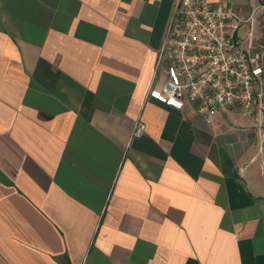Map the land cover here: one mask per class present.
<instances>
[{
  "label": "crops",
  "instance_id": "crops-1",
  "mask_svg": "<svg viewBox=\"0 0 264 264\" xmlns=\"http://www.w3.org/2000/svg\"><path fill=\"white\" fill-rule=\"evenodd\" d=\"M176 2L0 0V264H264V112L147 98Z\"/></svg>",
  "mask_w": 264,
  "mask_h": 264
},
{
  "label": "built area",
  "instance_id": "built-area-1",
  "mask_svg": "<svg viewBox=\"0 0 264 264\" xmlns=\"http://www.w3.org/2000/svg\"><path fill=\"white\" fill-rule=\"evenodd\" d=\"M254 9L211 0H177L147 98L208 117L237 108L264 112V45L247 48L239 32ZM139 120L133 131L141 134Z\"/></svg>",
  "mask_w": 264,
  "mask_h": 264
},
{
  "label": "rangeland",
  "instance_id": "rangeland-1",
  "mask_svg": "<svg viewBox=\"0 0 264 264\" xmlns=\"http://www.w3.org/2000/svg\"><path fill=\"white\" fill-rule=\"evenodd\" d=\"M248 30H249V26L242 25V27L240 29V35L245 37L247 32H248ZM254 37H255V39H257V37H258V26H257V24H256V30H255V33H254Z\"/></svg>",
  "mask_w": 264,
  "mask_h": 264
}]
</instances>
